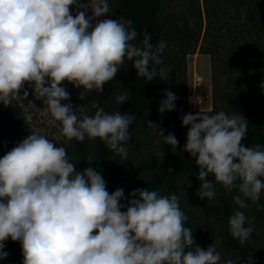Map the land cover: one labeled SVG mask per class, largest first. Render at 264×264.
<instances>
[{
    "label": "clouds",
    "instance_id": "9594fccd",
    "mask_svg": "<svg viewBox=\"0 0 264 264\" xmlns=\"http://www.w3.org/2000/svg\"><path fill=\"white\" fill-rule=\"evenodd\" d=\"M88 8L81 0H0V104L26 99L28 92L21 91L27 84L60 122L66 141L98 138L127 159L125 144L134 117L103 108L92 116L78 115L71 103H63L70 93L61 85L67 81L82 88L80 99L88 92L103 93L125 60L147 82L158 74L166 78V69L157 73L150 66L162 64L167 44L153 46L147 34L139 45L132 43L137 31L109 18L108 0H89ZM165 96L161 114L175 108V94ZM115 100L119 105L128 101L127 92ZM182 124L188 127L183 151L199 169L198 197L215 198V184H220L226 192L238 191L233 200L239 209H247L248 201L256 204L264 191V146L241 144L246 118L199 111L185 114ZM158 132L164 144L177 148L173 134ZM52 141L31 131L0 158V259L9 255L3 249L10 238L21 244L22 264H219L213 245H195L176 195L144 187L130 193L133 198L123 205V189L110 194L100 172L92 166L78 171L67 149ZM246 224L251 221L244 211L229 218L230 234L241 245L253 232Z\"/></svg>",
    "mask_w": 264,
    "mask_h": 264
},
{
    "label": "trees",
    "instance_id": "16d2710c",
    "mask_svg": "<svg viewBox=\"0 0 264 264\" xmlns=\"http://www.w3.org/2000/svg\"><path fill=\"white\" fill-rule=\"evenodd\" d=\"M176 1L183 0H108L111 8L109 18L119 19L137 31L138 37L132 43L139 45L147 34L153 46L161 41L167 44L161 55L162 64L150 66L155 67L157 73L160 68L166 69V78L162 79L158 74L147 82L143 77H137L132 62L125 60L115 78L104 86L103 93L93 91L94 98L80 100L84 104L85 115L92 116L98 108H103L107 113L127 112L134 117L129 126L130 140L125 144L127 159L109 149L98 138H85L83 142L64 140L55 146L67 149L68 158L70 162L74 161L78 171L92 166L100 172L110 194L118 188L123 189L125 199L120 201L123 205L133 198L130 193L144 187L160 195H176L180 209L187 217L184 226L193 230L195 245L201 249L213 245L221 256L219 264H227L229 260L232 264H248L249 258L251 264H264V191L256 204L248 201L249 207L244 210L239 209L233 200V196L238 194L236 189L226 192L222 185L215 184V198L202 200L197 195L199 169L195 159L183 151L186 137L178 131L182 113L187 108L186 90L181 81L185 74V58L197 46L203 22L198 2L188 0V15L194 19V12H197L196 16L200 17L195 24H191L186 16L170 11ZM231 1L241 9V17L243 14L245 18L248 17L250 27L246 26L244 30L249 37L240 38L234 45L231 60L223 65L222 74L231 77V80L221 99L222 103L214 97L213 109L216 110L221 103L223 112L228 116L243 115L248 127L241 144L245 147L264 146V0ZM85 2L88 4L89 0ZM193 3L197 4L195 10L191 5ZM128 22H131L130 25ZM203 53L211 55L208 50ZM66 85L67 81L61 86L66 89ZM25 90L33 91L27 84L22 92ZM125 91L128 101L119 105L115 95ZM168 91L177 97L175 108L161 114L158 108ZM20 116V109L16 105L6 107L0 104V158L30 135L20 127ZM148 122L155 124L157 129ZM161 130L164 136L173 134L177 138L176 149L164 144L158 132ZM169 169L172 172H168ZM208 179L214 182L211 175ZM236 211H244L251 221L246 227L253 228L250 239L243 245L239 239H233L229 231V218ZM3 251L9 255L0 259V264H22L19 241L9 238Z\"/></svg>",
    "mask_w": 264,
    "mask_h": 264
},
{
    "label": "rangeland",
    "instance_id": "374dc122",
    "mask_svg": "<svg viewBox=\"0 0 264 264\" xmlns=\"http://www.w3.org/2000/svg\"><path fill=\"white\" fill-rule=\"evenodd\" d=\"M198 2L201 9V19L203 22L202 34L195 47L193 53L189 54L185 58V71L182 77V87L186 90V105L188 97L192 95L200 96L204 99L203 107L197 111H189L186 108L185 114H197L199 111L209 114H216L223 111L221 107V99L226 94V87L231 77L223 75V65L230 61L233 56L234 45L240 40V38L249 37L245 33L244 27L249 26L247 24L248 17L245 18L244 14L241 17L239 15V6L231 0H193ZM81 3L85 10H90L85 0H81ZM188 0L176 1L170 7V11H173L177 15L186 16L191 24H195L200 19L196 16L197 12H194V19L188 12ZM195 10L197 4H191ZM75 13V9H72ZM238 12V15L237 13ZM242 14V13H241ZM91 15V13H89ZM246 15V14H245ZM241 17V18H240ZM208 50L211 55L204 54L203 52ZM66 90L70 93L68 101L63 103H71L76 109L78 115H85L86 110L84 104L80 103V100H88L94 96V92H88L85 94V99H80L79 94L83 91L82 88H74L72 84L67 82ZM21 95L23 92L21 91ZM214 97L219 99L218 107L214 110ZM94 98V97H93ZM31 102L33 105L29 104ZM12 105H16L21 112L19 119L20 127L31 134V131H39L41 134L47 136L48 139L56 145L58 142H63L65 138L61 134L62 125L60 122L55 121L50 113L47 111V107L43 104L42 99H37L33 94V91L28 92L26 99H18L12 102ZM30 115L31 119L27 120L26 117ZM178 117L176 116V119ZM178 122V120L176 121ZM180 135L186 137L188 131L187 126H183L182 121H179ZM158 146V142H157Z\"/></svg>",
    "mask_w": 264,
    "mask_h": 264
},
{
    "label": "built area",
    "instance_id": "2783aa9c",
    "mask_svg": "<svg viewBox=\"0 0 264 264\" xmlns=\"http://www.w3.org/2000/svg\"><path fill=\"white\" fill-rule=\"evenodd\" d=\"M202 101V103H200ZM204 104V99L197 95H192L188 97L187 108L189 111H197L202 108Z\"/></svg>",
    "mask_w": 264,
    "mask_h": 264
}]
</instances>
